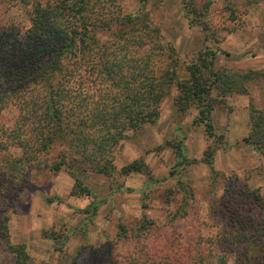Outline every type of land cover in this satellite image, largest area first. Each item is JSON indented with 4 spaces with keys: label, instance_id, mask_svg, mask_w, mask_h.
Masks as SVG:
<instances>
[{
    "label": "rangeland",
    "instance_id": "rangeland-1",
    "mask_svg": "<svg viewBox=\"0 0 264 264\" xmlns=\"http://www.w3.org/2000/svg\"><path fill=\"white\" fill-rule=\"evenodd\" d=\"M101 1L119 14H147L163 42L176 51L182 76L188 77L185 68L207 48L217 53L215 70L263 76L247 83L248 94L222 97L212 92L218 99L211 111L212 137L204 124L195 122L199 109L194 103L187 110L178 105L179 90L174 86L161 104L157 122L130 131L116 148L117 171L111 177L71 168L76 160L71 158L60 172L50 170L63 150L56 147L30 168L29 184L16 209L9 211L10 242L26 248L27 264H110L107 255L115 261L136 248L134 240L118 242L119 226L133 229L137 221L151 218L158 226L147 239L151 243L161 238L184 256L213 247L229 264H264V154L244 141L252 110H264V0H203L212 2L207 28L191 24L183 0H97V6ZM25 5L22 0H0V31L27 24ZM101 38L117 47L113 35ZM18 115L14 106L1 111L0 129L8 133ZM179 144L186 156L181 165ZM209 149L211 164L204 161ZM137 161L147 166L145 172H121ZM77 181L96 197L76 195ZM183 187L192 198L186 205L189 213L180 217L175 214ZM95 200L104 203L91 219ZM245 239L251 250L241 244ZM1 247L5 246L0 244V264H13L14 254Z\"/></svg>",
    "mask_w": 264,
    "mask_h": 264
},
{
    "label": "trees",
    "instance_id": "trees-1",
    "mask_svg": "<svg viewBox=\"0 0 264 264\" xmlns=\"http://www.w3.org/2000/svg\"><path fill=\"white\" fill-rule=\"evenodd\" d=\"M96 1L22 0L28 10L27 24L0 31V112L14 106L19 113L8 133L0 129V244L14 254L13 264H27L30 256L24 246L10 242L9 211L16 209L20 193L29 184L30 168L56 147L63 150L57 161L52 160L50 170L60 172L76 159L71 168L111 177L117 171L116 148L130 131L157 122L161 104L174 86L179 90L178 105L187 110L194 103L199 109L195 122L204 124L212 137L211 111L218 101L212 92L222 97L248 94L247 83L263 76L255 71L215 70L217 53L210 48L194 55L184 71L188 77L182 76L176 51L163 42L147 14H119L102 1L97 6ZM211 3L183 0L192 25L207 28ZM104 34L113 35L117 47L102 41ZM244 141L264 154V110H252L250 134ZM178 151L181 165L186 158L181 144ZM212 157L209 149L204 161L211 164ZM146 168L137 161L121 172L128 176ZM186 190L183 187L175 216L189 213L186 205L192 194ZM73 192L96 197L79 181ZM103 203L93 202L91 219ZM154 223L144 218L133 229L119 226L118 242L134 240L136 248L115 261L106 254L110 264H229L211 246L184 256L161 238L147 241L158 227ZM245 240L241 244L251 250ZM261 255L264 258V250Z\"/></svg>",
    "mask_w": 264,
    "mask_h": 264
}]
</instances>
